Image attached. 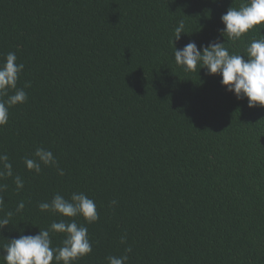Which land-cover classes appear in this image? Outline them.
Instances as JSON below:
<instances>
[{
  "label": "trees",
  "instance_id": "obj_1",
  "mask_svg": "<svg viewBox=\"0 0 264 264\" xmlns=\"http://www.w3.org/2000/svg\"><path fill=\"white\" fill-rule=\"evenodd\" d=\"M241 2L0 0V58L15 52L17 87L31 84L0 128V151L25 180L19 193L4 181V210L25 209L0 244L57 219L40 202L83 192L99 219L86 225L92 252L75 264H107L126 246L127 264H264V107L205 69L184 72L172 44L181 19L177 48L224 42L220 17ZM250 38L259 35L226 46L242 54ZM36 147L65 175L27 171Z\"/></svg>",
  "mask_w": 264,
  "mask_h": 264
},
{
  "label": "clouds",
  "instance_id": "obj_2",
  "mask_svg": "<svg viewBox=\"0 0 264 264\" xmlns=\"http://www.w3.org/2000/svg\"><path fill=\"white\" fill-rule=\"evenodd\" d=\"M215 2V0H213ZM223 28L220 37L206 45H197L193 40L182 48L175 42L185 33V22L181 19L174 29V59L184 72L205 69L207 75L221 77L220 84L237 100H247V106L264 107V0H242L238 7L230 6L220 17ZM249 32H256L259 38H250L243 53L230 51L226 40L231 43L240 41ZM23 63H17L15 52H8L0 58V128L8 124L9 109L27 102L25 88L17 87V81L24 70ZM25 169L39 175L43 168H53L59 176L65 171L60 167L53 152L36 147L31 155L23 159ZM11 179L17 193L25 187L24 178L15 173L13 162L6 151H0V233L11 224L12 218L22 214L25 202L19 201L14 210L5 211V193L9 185L4 181ZM116 200L109 207L117 205ZM41 213H48L53 219L46 228L39 229L35 235L21 234L18 238L4 239L0 244V264H75L76 261L92 252V242L86 225L98 221L96 203L83 192H72L65 197L59 192L50 200L38 204ZM82 218L84 223H79ZM23 231V230H22ZM60 236L59 244H53V237ZM127 245L126 235L120 239ZM131 247L124 248V254L106 257L107 264H127Z\"/></svg>",
  "mask_w": 264,
  "mask_h": 264
}]
</instances>
